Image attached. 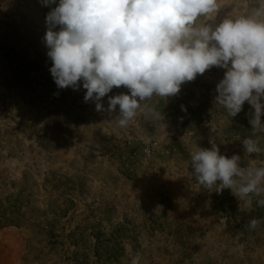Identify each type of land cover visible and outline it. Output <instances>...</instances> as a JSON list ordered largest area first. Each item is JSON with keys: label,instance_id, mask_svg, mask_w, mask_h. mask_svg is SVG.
Here are the masks:
<instances>
[{"label": "rangeland", "instance_id": "rangeland-1", "mask_svg": "<svg viewBox=\"0 0 264 264\" xmlns=\"http://www.w3.org/2000/svg\"><path fill=\"white\" fill-rule=\"evenodd\" d=\"M58 3V0H57ZM210 23L238 14L254 0H219ZM43 0H0L1 245L22 236L27 264H264V208L249 207L230 189L202 188L190 153L216 143L245 159L251 135L245 102L230 117L214 98L225 69L213 67L163 108L166 133L143 114L121 129L85 102L86 90L58 89L49 71ZM55 30H59V26ZM127 93L121 86L102 98ZM264 121V116H262ZM155 139L145 158L137 132ZM264 147V140L260 142Z\"/></svg>", "mask_w": 264, "mask_h": 264}, {"label": "clouds", "instance_id": "clouds-1", "mask_svg": "<svg viewBox=\"0 0 264 264\" xmlns=\"http://www.w3.org/2000/svg\"><path fill=\"white\" fill-rule=\"evenodd\" d=\"M56 5L46 16L44 42L49 69L58 89L86 90L97 112L121 129L143 114L166 133L159 99L176 96L181 85L218 67L215 105L235 117L247 102L251 135L243 139L245 159L264 155V0L214 24L219 0H43ZM59 26V30H55ZM127 93L102 98L113 88ZM148 152V149H145ZM197 183L204 189L231 193L249 207L264 208V160L220 154L216 143L190 153ZM264 219L251 218L250 230ZM139 253L130 264H140Z\"/></svg>", "mask_w": 264, "mask_h": 264}, {"label": "crops", "instance_id": "crops-1", "mask_svg": "<svg viewBox=\"0 0 264 264\" xmlns=\"http://www.w3.org/2000/svg\"><path fill=\"white\" fill-rule=\"evenodd\" d=\"M1 245L0 264H27L23 261L25 252L23 237L9 235Z\"/></svg>", "mask_w": 264, "mask_h": 264}, {"label": "built area", "instance_id": "built-area-1", "mask_svg": "<svg viewBox=\"0 0 264 264\" xmlns=\"http://www.w3.org/2000/svg\"><path fill=\"white\" fill-rule=\"evenodd\" d=\"M136 140H140L142 143V153L145 156V158H152L155 154V139L143 133L142 131L137 132ZM145 149H148V152H145Z\"/></svg>", "mask_w": 264, "mask_h": 264}, {"label": "trees", "instance_id": "trees-1", "mask_svg": "<svg viewBox=\"0 0 264 264\" xmlns=\"http://www.w3.org/2000/svg\"><path fill=\"white\" fill-rule=\"evenodd\" d=\"M4 226V222L0 221V228H2Z\"/></svg>", "mask_w": 264, "mask_h": 264}]
</instances>
